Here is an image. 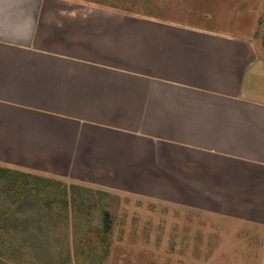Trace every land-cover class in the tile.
<instances>
[{
    "label": "crops",
    "instance_id": "obj_1",
    "mask_svg": "<svg viewBox=\"0 0 264 264\" xmlns=\"http://www.w3.org/2000/svg\"><path fill=\"white\" fill-rule=\"evenodd\" d=\"M0 169L262 236L263 49L97 3L0 0Z\"/></svg>",
    "mask_w": 264,
    "mask_h": 264
},
{
    "label": "rangeland",
    "instance_id": "obj_2",
    "mask_svg": "<svg viewBox=\"0 0 264 264\" xmlns=\"http://www.w3.org/2000/svg\"><path fill=\"white\" fill-rule=\"evenodd\" d=\"M77 1L241 34L254 39L264 52V0ZM10 178L15 183L14 199L30 191L34 199L52 201L54 215L61 219L52 231L60 241L52 239L51 250L64 258L68 251L70 264H264V234L257 236L246 224L232 226L193 210L173 208L170 199L76 186L16 170L0 177V206L11 196L7 194ZM64 199L68 202L65 209L60 205ZM70 199H75V205L69 204ZM47 223L52 234L54 221ZM3 259L7 264H28L15 256Z\"/></svg>",
    "mask_w": 264,
    "mask_h": 264
},
{
    "label": "trees",
    "instance_id": "obj_3",
    "mask_svg": "<svg viewBox=\"0 0 264 264\" xmlns=\"http://www.w3.org/2000/svg\"><path fill=\"white\" fill-rule=\"evenodd\" d=\"M11 172L12 170L0 169V177L7 176V173ZM13 182L12 178L8 181L9 196L14 193L15 183ZM14 196L11 195L9 199H6V204L0 206V264H7L3 258H9V256L12 259L14 256L20 258L21 263L28 264H70L68 251L64 252L67 254L64 258L63 254L61 257L54 249L51 250L52 239L60 241L56 239L55 232L52 231L56 230L61 219L58 214L54 215L52 201L34 199L30 191L23 192L21 199H14ZM70 200L69 204L75 205V199ZM60 205L65 209L68 206L67 200L64 199ZM45 210L47 216L44 213ZM47 221H54L51 228L52 234H49ZM105 227H110L108 220L107 224L105 221ZM60 244L66 246L62 242Z\"/></svg>",
    "mask_w": 264,
    "mask_h": 264
}]
</instances>
